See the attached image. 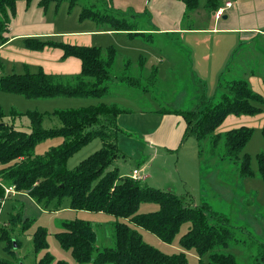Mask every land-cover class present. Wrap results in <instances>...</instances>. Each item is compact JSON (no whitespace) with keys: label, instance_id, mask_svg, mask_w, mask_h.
Masks as SVG:
<instances>
[{"label":"trees","instance_id":"16d2710c","mask_svg":"<svg viewBox=\"0 0 264 264\" xmlns=\"http://www.w3.org/2000/svg\"><path fill=\"white\" fill-rule=\"evenodd\" d=\"M19 1H25L29 6L33 0H0V47L9 40L8 34L15 22ZM180 1L187 11L199 9V0ZM63 2H67L72 10L80 0H40L39 6L45 11L51 4L59 7ZM99 3V0H87L81 4L80 21L92 20L102 28L127 33L131 38L146 39L154 35L146 32L150 30L140 29L134 16L125 17L106 6L100 9ZM221 7L219 0H209L206 10L216 17ZM23 46L30 51H44L47 47L62 50L64 59L76 57L82 62V71L76 76L46 74L43 69L33 74L5 75L0 77V92L4 94L21 95L27 100L62 97L103 100L113 93L111 82L113 84L115 80L132 88H138L144 79L157 80V69L147 72L143 57L137 64L127 59L123 63L124 76L113 80L112 74L119 62V50L115 46H74L50 37L26 38ZM235 59L233 55L220 76L218 92L214 97L201 100L198 107L191 111L164 109L163 112L183 120L185 132L180 143L193 137L199 143V157L204 159L209 155L215 159L236 161L240 175L250 178L256 174L251 167L253 157L245 154L244 150L251 142L254 129L240 127L218 133L229 116H257L264 111V97L253 89L248 79H224ZM133 66L138 70V77L128 75ZM130 113L131 110L120 103L106 101L77 109L55 110L51 114L60 120L62 127L47 130L43 127L47 113L37 110L19 112L15 108L7 111L0 104V199L5 195L2 186H14L19 194H27L45 208L53 207L54 211L60 212L63 201L68 198L74 211L127 218L135 227L154 233L164 243H171L181 226L189 222L191 227L181 237L180 243L185 250L194 249L201 259L209 254V262L201 260L200 264H239L234 255L223 253L225 249L244 244L225 215L212 211L209 205L187 204L174 192L148 186L146 180L121 177L118 168H112L121 157L117 146L121 132L119 118ZM23 116L30 120L29 133L16 126L17 120ZM262 126L264 141V124ZM54 138H61L62 142L44 154L37 153L38 144ZM97 138L102 141L103 147L70 170L68 160ZM257 159L260 175L264 179V154H258ZM145 203H156L159 209L152 213H139L140 206ZM32 222L30 219L23 220L19 211L11 215L9 226L22 224L24 230ZM62 225L63 232L57 234V239L61 247L71 250L74 259L81 264L92 259L94 264H189L185 252L165 254L147 244L139 231L124 222H116L113 226L115 247L102 250L96 246L98 233L91 222L77 219ZM5 229L7 227L2 229L1 238L7 242L5 249L10 254L13 240ZM34 234L36 252L47 249V229L38 227ZM14 244L18 246L19 242ZM52 263L53 256L46 253L37 264ZM0 264L11 263L0 259ZM57 264L69 262L60 260Z\"/></svg>","mask_w":264,"mask_h":264},{"label":"rangeland","instance_id":"374dc122","mask_svg":"<svg viewBox=\"0 0 264 264\" xmlns=\"http://www.w3.org/2000/svg\"><path fill=\"white\" fill-rule=\"evenodd\" d=\"M39 1H32L28 19L40 24L53 23L56 25V34L77 30L82 27V23L97 26L92 21L81 22L79 19L83 9L81 4L87 2V0H80V3L76 4L72 10L67 2L61 3L58 10L56 4H51V7L45 13L37 6ZM99 1L100 5L98 7L100 9L106 6L118 11L125 17L134 16L142 30H160L163 28L160 14H167L175 18L181 25L190 24L195 27H207L215 19V16L209 14L206 10L209 0H199L200 6L195 12L187 11L180 0H164L159 1V3L156 0H150L147 4H145V0ZM219 1L222 6H225L227 1L235 4L237 2V0ZM221 21H230L228 14ZM146 32L154 35L146 39L142 37L133 38L134 40L127 39V44L133 42L128 45V48L122 46L120 49L124 52L123 55L125 56L123 58L129 59L128 57H130L136 64L139 57L147 59L146 70L150 72L154 68L157 69L158 75L155 82H153V79L141 80L138 88H132L119 82L113 88L119 97L115 99V97L109 96V98L103 100L68 99L64 97L48 100H27L21 95L0 92L1 106L7 111L10 108H15L19 112L37 110L41 113H47L43 125L44 129L47 130L62 127L60 120L51 114L55 110L77 109L105 101L117 102L135 110L138 113L121 116L119 122L121 132L117 140L121 157L114 162L112 168H118L121 177L131 176L132 168L143 163L142 161L145 158L148 162L151 157H155L154 162L152 161L149 166L148 186L164 191L165 189H173L172 192L185 200L187 204L209 205L212 211L225 215L230 227L236 229L237 237L244 241V244L232 246L225 249L223 253L234 255L239 264H264V179L260 175L257 159L258 154H264L263 128L258 127L262 119L264 121V111L263 115L261 114L262 117L251 119L247 124H244L254 129L251 142L244 150L245 154H250L253 157L251 167L256 174L250 178H243L240 175L239 164L236 161L215 159L209 155L205 156L204 159L199 157V143L193 137L188 138L183 146H180L177 150L156 148L155 151L152 146H145L144 137L150 131H154L158 125V117L154 111L163 108L191 111L201 103V96L204 92L209 96L208 94H210L213 87H215V95L218 92L214 82L207 83L197 73L195 60H193L191 53L183 50L184 45H189L191 42L190 38H182L180 35L173 36L162 32ZM146 32L139 31L138 33ZM119 38L121 42L124 41L123 37ZM53 39L57 42H63V40L65 42L66 38L55 36ZM227 41L230 40L227 39ZM15 46H19V44L16 43ZM235 49L237 50L234 53L236 59L232 62L228 72L224 74V79L231 81L234 78H246L253 89H260L261 84H264V34H259L256 38L241 42L240 46ZM118 60L119 62L112 74L113 80L116 77L124 76V62L121 59ZM225 70L223 69V72ZM33 71L37 72L38 70ZM128 75L132 78L138 77L137 68L133 66ZM0 77H2L1 74ZM111 85L113 86L112 82ZM216 85L218 86V81ZM16 126L19 130L22 129L28 133L31 131L30 120L25 116L17 120ZM234 127L223 126L221 131L224 133ZM61 142V138L44 141L37 145V153L44 154L51 147H55ZM102 147L100 139L92 140L91 143L84 146L68 160V168L70 170L75 169L83 160L92 156ZM17 195L22 196H12L6 201L0 218V259L11 264H37L46 253L53 256L52 264H57L60 260L69 262V264H81L74 259L71 250H65L61 247L57 239V234L63 232L62 224L77 219L91 222L94 230L98 233L96 246L100 250L115 247L113 226L116 222H124L139 231L147 244L156 247L165 254L185 252L189 264H200L201 260L207 263L210 260L209 254L204 255L201 259L194 249L185 250L182 247L180 240L189 231L191 227L189 222L181 226L180 232L171 243H164L154 233L135 227L127 218H117L105 213L74 211L70 208L68 198L62 203L63 210L58 212L54 211L53 207L45 208L43 205L36 203L28 195L19 194V192ZM158 209L159 206L156 203H145L140 206L139 213H152ZM19 211L22 212L23 220H33L30 226L24 230L22 224L9 226L11 215L17 214ZM206 213L208 214L207 211ZM4 227H7L5 230L9 238L13 240L10 254L5 249L7 242L1 238ZM38 227L47 229L48 248L36 252L34 233ZM16 241L19 242L18 246H14ZM82 264H94V260Z\"/></svg>","mask_w":264,"mask_h":264},{"label":"crops","instance_id":"0c3cea01","mask_svg":"<svg viewBox=\"0 0 264 264\" xmlns=\"http://www.w3.org/2000/svg\"><path fill=\"white\" fill-rule=\"evenodd\" d=\"M147 1L148 0H145V4L149 3ZM159 1L164 0H156L157 3H159ZM230 2L227 1L226 3ZM37 6L42 9L41 6H39V3L37 4ZM225 7L226 4L221 8ZM56 8L57 10L59 9V7ZM30 9L31 5L28 6L25 1H19L17 3V15L14 20L15 22L13 24V27L8 34L9 40L6 44H4V46L0 47V64L2 65L0 66V74L2 76L12 74L19 75L25 73L33 74L37 73L39 69H43L46 74L48 73L59 76H76V74L81 73L82 62H80V60L76 57L64 59L62 50L48 47L44 51H30L28 49H25L23 47L24 39L32 37L46 39V37L54 38L55 36H59L66 38L65 43L74 46H115L119 50L118 59H121L122 62H125L127 60L126 57L123 58V56L125 55H123L124 52L120 49L122 48V46H124V48H128V45L133 42L132 41L130 42V44H127V39H133V37H129L127 33L114 32L109 28H102L92 20H89L95 23L97 26H94L93 24L84 25V23H82V27L77 30L60 32L56 34V25H54L53 23L40 24L34 22L33 20L30 21L28 19ZM48 10L43 11L45 13ZM223 14L224 15L221 18L215 17L214 22L207 27H195L190 24L181 25V23L177 22L175 18L168 16L167 14H160L159 16H161L163 28H161L160 30L151 29L150 31L168 33V35L173 36L180 35L182 36V38H190L191 42L189 43V45L185 44L183 50L191 53L193 60H195L196 71L201 75L203 80L205 79L207 83L214 82V85L216 86V88H218V86L216 85L217 81L219 80L218 77L220 78L223 73V69H225L231 62L234 53L237 51L235 48L239 47L240 43L245 42V40H251L259 36V34H264V0H237L236 4L232 3V6L230 8H226ZM227 14L230 21L222 22V18ZM119 37H123L124 41L121 42L119 40ZM68 39L70 41H67ZM227 39H229L230 41H227ZM16 43L19 44V46H15ZM128 58V60L132 61L130 57ZM145 62L146 70L147 59L145 60ZM33 66L35 67L33 68ZM33 70L38 71L35 72ZM119 82L120 81H114L112 89L114 88V86H117ZM214 89L215 87L211 89L212 91L210 92V94H208L209 96H207V93L204 92V94L201 96V100L214 97L216 93ZM254 90L264 97V84H261L260 89L258 88V90ZM110 97H115L116 99L119 97V95L116 94L113 89V93ZM124 101L126 102V99ZM125 107L130 109L131 113L123 115H133L134 113H138L128 106ZM164 109L165 108H163L162 110L154 111L158 117V125L154 129V131H150L149 134L144 137L145 146H152L155 151L157 150L156 148H171L172 150H177L184 144V142L183 144L180 142L185 132V124L180 117L165 114L163 112ZM262 115L252 117H237L235 115L229 116L220 126L218 133L222 132L221 129L223 126H235L234 128L247 127V125L244 124H247L251 119L262 117ZM121 116L122 115H120L119 122ZM263 122L264 121L262 119L258 126L260 127V129L263 128ZM154 158L155 157H151L148 162H146L145 158V160L142 161L144 164H140V167L145 169V173L148 175V178L150 177V174H148L149 166L152 161L154 162ZM136 168H139V165L135 168H132L130 173L131 176L132 172L136 170ZM148 178L146 179V181L148 180ZM165 190H169L171 192L173 191V189ZM18 196L21 197L22 195H16L15 197Z\"/></svg>","mask_w":264,"mask_h":264},{"label":"built area","instance_id":"2783aa9c","mask_svg":"<svg viewBox=\"0 0 264 264\" xmlns=\"http://www.w3.org/2000/svg\"><path fill=\"white\" fill-rule=\"evenodd\" d=\"M232 6V2L227 3L225 8H220L217 12H216V17L217 18H221L224 14V11L226 8H230ZM132 178L133 179H139V180H146L148 178V175L145 173V169L142 167L136 168V170H134L132 172ZM5 192V195L3 198L0 199V216L2 213V210L5 207L6 201L9 200V198H11L12 196H16L18 194V192H16V188L14 186H2Z\"/></svg>","mask_w":264,"mask_h":264},{"label":"water","instance_id":"95a60500","mask_svg":"<svg viewBox=\"0 0 264 264\" xmlns=\"http://www.w3.org/2000/svg\"><path fill=\"white\" fill-rule=\"evenodd\" d=\"M14 246H16V244H14Z\"/></svg>","mask_w":264,"mask_h":264}]
</instances>
